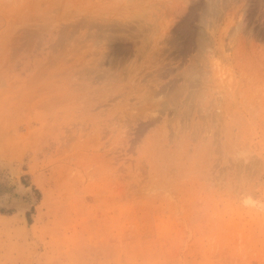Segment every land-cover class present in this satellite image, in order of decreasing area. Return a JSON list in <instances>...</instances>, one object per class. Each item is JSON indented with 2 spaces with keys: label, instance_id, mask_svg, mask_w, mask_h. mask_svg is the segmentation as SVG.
Listing matches in <instances>:
<instances>
[{
  "label": "rangeland",
  "instance_id": "1",
  "mask_svg": "<svg viewBox=\"0 0 264 264\" xmlns=\"http://www.w3.org/2000/svg\"><path fill=\"white\" fill-rule=\"evenodd\" d=\"M0 210V264H264V0H0Z\"/></svg>",
  "mask_w": 264,
  "mask_h": 264
},
{
  "label": "trees",
  "instance_id": "2",
  "mask_svg": "<svg viewBox=\"0 0 264 264\" xmlns=\"http://www.w3.org/2000/svg\"><path fill=\"white\" fill-rule=\"evenodd\" d=\"M36 192H37V191H36ZM0 213H1V214H2V213L7 214V212H6V211H3V210H0ZM28 218H30L29 215H28ZM29 222H31L30 219H29Z\"/></svg>",
  "mask_w": 264,
  "mask_h": 264
}]
</instances>
